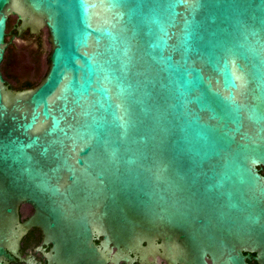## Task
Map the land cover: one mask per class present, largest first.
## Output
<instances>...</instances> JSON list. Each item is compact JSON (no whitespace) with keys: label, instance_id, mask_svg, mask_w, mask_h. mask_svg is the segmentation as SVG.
<instances>
[{"label":"water","instance_id":"water-1","mask_svg":"<svg viewBox=\"0 0 264 264\" xmlns=\"http://www.w3.org/2000/svg\"><path fill=\"white\" fill-rule=\"evenodd\" d=\"M11 16L50 44L19 90ZM262 169L264 0H0V264L32 227L47 264H264Z\"/></svg>","mask_w":264,"mask_h":264},{"label":"flooded vegetation","instance_id":"flooded-vegetation-1","mask_svg":"<svg viewBox=\"0 0 264 264\" xmlns=\"http://www.w3.org/2000/svg\"><path fill=\"white\" fill-rule=\"evenodd\" d=\"M19 21L15 17L12 21L9 19L7 26V36L6 40L9 42V47H12L17 51L23 50L31 56L33 61L37 59L39 61L46 55L49 49L48 32L46 28H42L39 33H33L30 29L24 30V32L19 36L17 31V26ZM6 82L14 89H24L29 88L37 84L32 80H24L21 83H13L8 80L3 73ZM29 82H34L33 84ZM33 213V208L29 204H22L20 207L21 221L27 219ZM96 243H100V239L96 240ZM41 246V249L39 247ZM113 252L117 249L116 246L111 244ZM51 245L43 243V233L40 228L32 227L21 239L19 250L13 255L12 260H7L6 264H47L48 258L46 252L50 250ZM251 264H257L255 259H250ZM107 264H115L114 261L109 260ZM119 264H167L166 261L159 259L154 262H142L139 258L129 263L125 260H120Z\"/></svg>","mask_w":264,"mask_h":264},{"label":"rangeland","instance_id":"rangeland-1","mask_svg":"<svg viewBox=\"0 0 264 264\" xmlns=\"http://www.w3.org/2000/svg\"><path fill=\"white\" fill-rule=\"evenodd\" d=\"M10 20L14 21L15 16H11ZM50 51L49 49L46 55L41 61L38 59L33 61L31 56L23 50L17 51L12 47L7 48L5 59L2 63V71L6 78L13 83H21L24 80H32L39 82L43 77L47 68L46 56Z\"/></svg>","mask_w":264,"mask_h":264},{"label":"trees","instance_id":"trees-1","mask_svg":"<svg viewBox=\"0 0 264 264\" xmlns=\"http://www.w3.org/2000/svg\"><path fill=\"white\" fill-rule=\"evenodd\" d=\"M29 83L33 84L34 82H29ZM261 171L264 173V169H262Z\"/></svg>","mask_w":264,"mask_h":264}]
</instances>
